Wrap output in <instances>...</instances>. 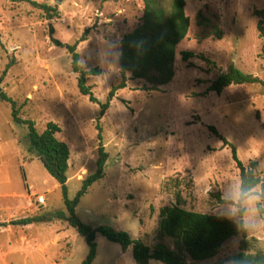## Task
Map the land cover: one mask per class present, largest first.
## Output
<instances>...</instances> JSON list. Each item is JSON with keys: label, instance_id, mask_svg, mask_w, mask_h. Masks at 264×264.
I'll list each match as a JSON object with an SVG mask.
<instances>
[{"label": "rangeland", "instance_id": "1", "mask_svg": "<svg viewBox=\"0 0 264 264\" xmlns=\"http://www.w3.org/2000/svg\"><path fill=\"white\" fill-rule=\"evenodd\" d=\"M33 1L56 8L57 17L49 20L30 3L0 0V94L17 101L21 117L33 120L40 132L50 122L61 128L57 137L71 153L68 188L73 199L83 180L97 169L101 107L80 93L71 55L50 42V27L65 45L91 29L78 53L85 70L101 69L88 85L105 103L112 87L121 82V40L141 23L144 4L142 0ZM185 10L191 27L177 49L173 82L150 92L144 81L128 74L127 88L117 92L100 121L109 156L105 176L77 208L83 222L127 231L151 248L158 241L160 208L174 204L163 190L170 179L182 181L185 209L240 221L239 211L229 212L237 206L217 200L220 196L233 201V193L239 197L241 177L232 151L210 132V126L237 148L245 166L257 162V171L264 176V86L233 85L221 94L207 92L231 67L264 81V39L255 16L264 10V0H186ZM200 12L221 29V39L197 25ZM183 52L195 57L185 61ZM9 63L13 65L3 77ZM27 134L26 126L13 122L10 105L0 97V193L8 194L0 196V222L7 223L0 227V264H81L88 246L67 222L10 225L65 210L60 185L31 151ZM43 195L46 205L39 206L37 198ZM253 196L258 197L253 206L243 204V220L251 247L264 253V215L258 212L260 197ZM240 240H231L212 260L190 262L230 264L228 257ZM97 244L94 264H137L132 248L123 252L102 236Z\"/></svg>", "mask_w": 264, "mask_h": 264}, {"label": "trees", "instance_id": "2", "mask_svg": "<svg viewBox=\"0 0 264 264\" xmlns=\"http://www.w3.org/2000/svg\"><path fill=\"white\" fill-rule=\"evenodd\" d=\"M26 2L43 10L49 20L58 15L56 8L46 4H39L33 0H13ZM144 4L141 23L121 40L120 48V73L121 82L112 87L108 99L101 103L94 95L93 88L88 85L90 77L101 75V69L85 70L81 64L78 47L88 40L91 29H87L83 35L72 45H65L54 37V29L50 27V42L56 46L65 48L72 58V70L77 75L78 89L83 96L101 107L98 118L99 158L96 171L86 177L81 189L76 196L69 197L68 171L70 168V148L67 143L58 139L57 134L61 128L50 122L40 132L33 120L21 117V106L6 93H1L2 100L7 102L12 110V120L20 126L28 129L27 138L31 144V151L44 165L45 169L60 185L65 203L64 211H49L10 222V225L31 226L39 224H51L55 222H67L76 229L79 236L86 240L88 254L81 264H94L98 255V236L106 238L109 242L117 244L123 252L132 248L133 257L137 264H150L157 261L163 264H192L191 262H207L219 256L225 245L231 240L241 238L238 249L228 257L230 264H264V253L253 249L252 238L243 220V204L248 195H257L260 201L257 204L258 212L264 215V176L258 173V163L251 162L245 166L239 159L237 148L229 142L219 131L210 126L209 130L228 147L233 154V159L240 170V196L239 202L222 199L217 196L219 204L235 205L239 209L240 221H235L224 215H211L189 211L184 207L182 181L170 179L163 185V190L174 198V204L160 208V224L157 235V243L151 248L140 239H134L127 231L117 230L110 225L93 227L81 220L77 214V208L81 199L88 194L89 189L102 181L108 161V153L103 145L100 121L118 91L127 88L128 74L132 80H142L146 83L147 91L159 92L164 86L171 84L175 77V62L178 46L186 39L191 27L190 17L186 13V0H142ZM259 18L258 31L261 39H264V10L256 11ZM197 25L204 29H210V34L218 39L222 38L221 29L202 12L197 17ZM264 54V48H263ZM185 61L195 57L192 52H183ZM212 67L216 64L208 59ZM12 63L6 66L3 72L5 77L12 67ZM264 86V81L257 76L247 74L231 67L227 72L221 73L209 86L207 92L221 94L224 89L233 85ZM259 188V192L255 190ZM6 224H0V227ZM255 241V240H254ZM191 261V262H190Z\"/></svg>", "mask_w": 264, "mask_h": 264}, {"label": "clouds", "instance_id": "3", "mask_svg": "<svg viewBox=\"0 0 264 264\" xmlns=\"http://www.w3.org/2000/svg\"><path fill=\"white\" fill-rule=\"evenodd\" d=\"M232 198H233L234 203H238L239 202V197L236 196L235 193H233ZM257 199H258V197H255V196H252V195H248L246 197V201L245 202L251 207V206H253L255 204V201ZM238 211H239V209L236 208V207H233V208L229 209V212H230L231 215H235Z\"/></svg>", "mask_w": 264, "mask_h": 264}, {"label": "built area", "instance_id": "4", "mask_svg": "<svg viewBox=\"0 0 264 264\" xmlns=\"http://www.w3.org/2000/svg\"><path fill=\"white\" fill-rule=\"evenodd\" d=\"M37 203L39 206H45L46 205V197L43 195V196H39L37 198Z\"/></svg>", "mask_w": 264, "mask_h": 264}, {"label": "crops", "instance_id": "5", "mask_svg": "<svg viewBox=\"0 0 264 264\" xmlns=\"http://www.w3.org/2000/svg\"><path fill=\"white\" fill-rule=\"evenodd\" d=\"M3 195H8V194H3V193H0V196L2 197ZM2 218V216H0ZM22 219H25V218H22ZM18 220H21V219H18ZM15 221V220H14ZM12 222V221H11ZM0 224H7L6 222H0ZM4 227V226H3Z\"/></svg>", "mask_w": 264, "mask_h": 264}, {"label": "water", "instance_id": "6", "mask_svg": "<svg viewBox=\"0 0 264 264\" xmlns=\"http://www.w3.org/2000/svg\"><path fill=\"white\" fill-rule=\"evenodd\" d=\"M1 90V89H0Z\"/></svg>", "mask_w": 264, "mask_h": 264}]
</instances>
